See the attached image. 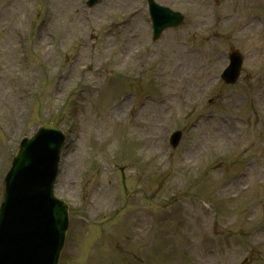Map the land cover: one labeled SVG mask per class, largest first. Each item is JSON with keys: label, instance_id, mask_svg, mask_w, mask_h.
Returning a JSON list of instances; mask_svg holds the SVG:
<instances>
[{"label": "rangeland", "instance_id": "rangeland-1", "mask_svg": "<svg viewBox=\"0 0 264 264\" xmlns=\"http://www.w3.org/2000/svg\"><path fill=\"white\" fill-rule=\"evenodd\" d=\"M85 1L0 0V200L20 139L51 122L58 264H264V0H155L185 17L156 42L144 0Z\"/></svg>", "mask_w": 264, "mask_h": 264}, {"label": "water", "instance_id": "water-1", "mask_svg": "<svg viewBox=\"0 0 264 264\" xmlns=\"http://www.w3.org/2000/svg\"><path fill=\"white\" fill-rule=\"evenodd\" d=\"M149 4L154 34L181 22L178 13ZM232 57L227 83L237 79L241 65L237 53ZM63 139L54 126L41 125L21 141L0 206V264H57L68 227L67 207L52 194Z\"/></svg>", "mask_w": 264, "mask_h": 264}]
</instances>
